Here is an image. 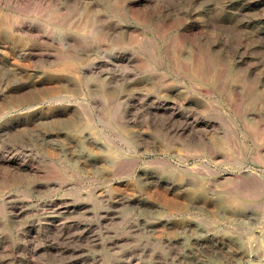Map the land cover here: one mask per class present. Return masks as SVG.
I'll return each mask as SVG.
<instances>
[{
	"label": "rangeland",
	"instance_id": "374dc122",
	"mask_svg": "<svg viewBox=\"0 0 264 264\" xmlns=\"http://www.w3.org/2000/svg\"><path fill=\"white\" fill-rule=\"evenodd\" d=\"M0 264H264V0H0Z\"/></svg>",
	"mask_w": 264,
	"mask_h": 264
},
{
	"label": "bare ground",
	"instance_id": "6f19581e",
	"mask_svg": "<svg viewBox=\"0 0 264 264\" xmlns=\"http://www.w3.org/2000/svg\"><path fill=\"white\" fill-rule=\"evenodd\" d=\"M12 59V58H11ZM21 59V58H20ZM164 103V102H163ZM173 106V105H172ZM157 110V109H156ZM169 110V109H168ZM170 111V110H169ZM173 111V110H172ZM175 111V110H174ZM168 113V112H167ZM179 118V117H178ZM183 121V120H182ZM194 123V122H193ZM195 124V123H194ZM189 125V124H188ZM184 129V128H183ZM196 129V128H195ZM13 160V159H12ZM16 161V160H15ZM18 165V164H16Z\"/></svg>",
	"mask_w": 264,
	"mask_h": 264
}]
</instances>
